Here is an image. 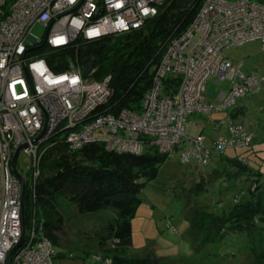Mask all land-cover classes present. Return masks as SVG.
I'll use <instances>...</instances> for the list:
<instances>
[{
    "label": "built area",
    "instance_id": "obj_1",
    "mask_svg": "<svg viewBox=\"0 0 264 264\" xmlns=\"http://www.w3.org/2000/svg\"><path fill=\"white\" fill-rule=\"evenodd\" d=\"M169 1L0 0V264H6L22 238L23 185L12 163L24 145L17 168L32 189L41 178L44 153L59 141L72 151L103 144L109 151L141 156L154 148L170 158L177 155L187 166L192 159L200 169L211 164L206 137H189L186 126L197 123L191 116L228 110L258 90L257 77L244 76L225 53L250 41L264 45V0H200L191 25L166 47L137 112H114L111 76L85 78V67L76 64L57 73L47 61L52 52L140 30ZM36 25L46 29L41 40L31 33ZM212 79L231 82L229 91L220 93L224 103L215 107L205 102ZM228 130L230 139L214 146L220 154L253 141L233 120ZM188 138L191 145L183 148ZM21 155L28 160L23 169L29 178L20 171ZM56 256L44 225L34 219L10 264H56ZM96 259L112 263L102 256Z\"/></svg>",
    "mask_w": 264,
    "mask_h": 264
},
{
    "label": "trees",
    "instance_id": "obj_2",
    "mask_svg": "<svg viewBox=\"0 0 264 264\" xmlns=\"http://www.w3.org/2000/svg\"><path fill=\"white\" fill-rule=\"evenodd\" d=\"M200 5V0H170L142 29L52 52L47 57L48 64L57 73L67 71L71 64L80 67L95 64V79L112 77L110 86L114 94L110 106L114 112L140 111L166 47L172 38L191 25ZM225 156L222 154L219 165L226 166L227 176L230 177L234 169H238L235 174L240 178L246 175L243 168L253 171L247 163L243 166L238 157ZM168 159L169 156L154 148L135 156L109 151L103 144H90L72 151L65 142L59 141L44 153L42 175L36 187H28L25 213L28 231L34 219L44 225L47 237L56 248L58 264L66 255L59 250L58 236L65 223L60 201L68 200L80 215L112 210L115 216L109 221L107 235L99 243L106 246L109 242L110 250H130L133 220L143 202L142 190L157 178L160 166ZM191 166L187 175L194 180V187L174 189V192L186 199L184 213L194 244L200 247L204 231L212 234L206 242L223 241L227 235L234 239L242 236L248 242L245 251L248 264H264V175L256 173L260 180L258 190L251 187L236 190L218 202L221 210L217 212L215 208L200 209L192 202L205 190L203 178L207 179L208 175L205 168ZM239 193L243 194L241 198ZM104 258L110 259L111 264H147V259L143 258L117 255Z\"/></svg>",
    "mask_w": 264,
    "mask_h": 264
},
{
    "label": "rangeland",
    "instance_id": "obj_3",
    "mask_svg": "<svg viewBox=\"0 0 264 264\" xmlns=\"http://www.w3.org/2000/svg\"><path fill=\"white\" fill-rule=\"evenodd\" d=\"M31 33L41 40L46 29L42 25H36ZM27 43L30 44L31 41L27 40ZM225 57L235 66H239V71L244 76H256L260 83L256 92H249L239 98L230 109L212 110L204 117L191 116L197 123L186 126L189 137L203 134L206 137V148L212 150V162L204 167L205 172L212 171V174H207V179L203 178L202 185L205 190L192 202L200 209L215 208L217 212L221 210L218 207L221 198L230 195L229 191L234 192L229 187L237 191L251 187L256 191L260 181L256 173L264 175V45L261 41H250L232 46L226 50ZM230 87V81L210 80L205 92V102L214 107L222 105L224 101L220 99V93H227ZM236 109L242 114L236 120L253 136V141L249 146L228 148L224 155L238 157L243 161V166L247 163L253 170L243 168L246 175L241 178L235 174L238 169L232 170L230 177L227 176V168L223 164L215 169L222 154L214 146L216 142L230 139L228 124ZM190 145L188 138L182 147L188 148ZM27 164V158L21 155L20 171L29 178L28 172L23 169ZM190 165L201 168L196 159H192ZM190 165L182 164L176 155L160 166L155 180L144 186L141 193L143 202L133 220V244L128 251L110 250L109 242L106 246L99 243L107 235L109 221L115 216L112 210L80 215L71 202L61 200L60 210L65 223L58 236L59 250L66 255L58 264H104L96 258L116 255L129 259H147V264H248L245 257L248 242L242 236L234 239L227 235L223 241L206 242L208 238H212V234L204 231V243L200 247L194 244L189 235L190 224L184 213L186 199L179 198L174 192V189L194 187V180L187 175L188 169L192 167ZM242 196L239 193V198Z\"/></svg>",
    "mask_w": 264,
    "mask_h": 264
},
{
    "label": "water",
    "instance_id": "obj_4",
    "mask_svg": "<svg viewBox=\"0 0 264 264\" xmlns=\"http://www.w3.org/2000/svg\"><path fill=\"white\" fill-rule=\"evenodd\" d=\"M96 70H97V66L95 64L88 65L87 67H85L83 71V76L85 78H90L92 75H94ZM25 147L26 145L18 149V151L14 155L13 163H12L14 174L20 179L23 185L22 187V238H21V242L19 243V245L13 248V250L9 253L6 264H10L12 256L22 246V244L24 243L26 239L27 224H26V214L25 213H26V201L28 197V184H27L26 179L19 173L18 168H17L18 156L21 150Z\"/></svg>",
    "mask_w": 264,
    "mask_h": 264
},
{
    "label": "crops",
    "instance_id": "obj_5",
    "mask_svg": "<svg viewBox=\"0 0 264 264\" xmlns=\"http://www.w3.org/2000/svg\"><path fill=\"white\" fill-rule=\"evenodd\" d=\"M240 116H242V114L241 113H238V109H236L235 111H234V113L231 115V117H232V120L234 121V122H237V123H239L236 119H237V117L239 118ZM241 124V123H240ZM226 158L228 157V156H225ZM221 158V157H220ZM219 158V159H220ZM224 158V157H223ZM228 158H232V157H228ZM218 165H219V160H218V162H217V164H216V167H215V169L216 168H218ZM194 169V171L196 170L195 168H193ZM205 173H207V174H212V171H211V173H208V172H205ZM183 188V190L184 189H188V187H182ZM235 188V187H234ZM229 189H231V191H234L233 193H235V191H236V189H233L232 187H229ZM229 193H230V195H225V196H223L221 199H226V198H228L229 196H231L233 193L232 192H230L229 191ZM114 217V216H113Z\"/></svg>",
    "mask_w": 264,
    "mask_h": 264
}]
</instances>
